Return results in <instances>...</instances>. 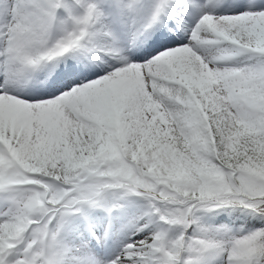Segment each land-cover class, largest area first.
<instances>
[{
  "label": "snow or ice",
  "instance_id": "6c2138e0",
  "mask_svg": "<svg viewBox=\"0 0 264 264\" xmlns=\"http://www.w3.org/2000/svg\"><path fill=\"white\" fill-rule=\"evenodd\" d=\"M75 4L0 0V264H264V0Z\"/></svg>",
  "mask_w": 264,
  "mask_h": 264
},
{
  "label": "rangeland",
  "instance_id": "374dc122",
  "mask_svg": "<svg viewBox=\"0 0 264 264\" xmlns=\"http://www.w3.org/2000/svg\"><path fill=\"white\" fill-rule=\"evenodd\" d=\"M69 4L71 6L72 13L74 15H80L83 12V9L75 4V0H69ZM222 14H232V12L229 10H222ZM66 18H67V15L65 14L64 19ZM136 203L138 206V211L128 216V219L126 221V223L128 224H130L131 221H134L135 216L138 215L139 211L145 207V202L141 200H137ZM228 216H229V213L227 211L221 212L218 215L215 213H201L199 214V219H200L201 225H206L207 227H215V226L220 225L221 223H228L227 222ZM234 228L239 229L240 227L234 226ZM199 234L201 233L197 230L196 226H194L193 229L190 230V235H199ZM67 239L69 240V242L72 241L73 235L71 232L68 233ZM211 259H214V258H210V260Z\"/></svg>",
  "mask_w": 264,
  "mask_h": 264
},
{
  "label": "bare ground",
  "instance_id": "6f19581e",
  "mask_svg": "<svg viewBox=\"0 0 264 264\" xmlns=\"http://www.w3.org/2000/svg\"><path fill=\"white\" fill-rule=\"evenodd\" d=\"M97 215H103V213L98 212L96 213ZM133 221H131L132 223ZM130 223V224H131ZM128 242V237L127 236H111L108 237L103 245H97V250H98V254L105 258V259H109L114 257V255L119 254V251L122 249V247L124 246V244H126Z\"/></svg>",
  "mask_w": 264,
  "mask_h": 264
},
{
  "label": "trees",
  "instance_id": "16d2710c",
  "mask_svg": "<svg viewBox=\"0 0 264 264\" xmlns=\"http://www.w3.org/2000/svg\"><path fill=\"white\" fill-rule=\"evenodd\" d=\"M251 218L246 216L245 213L241 211H234L231 213L229 217V222L236 225V226H243L247 220Z\"/></svg>",
  "mask_w": 264,
  "mask_h": 264
}]
</instances>
